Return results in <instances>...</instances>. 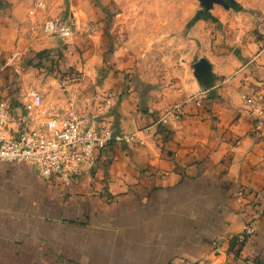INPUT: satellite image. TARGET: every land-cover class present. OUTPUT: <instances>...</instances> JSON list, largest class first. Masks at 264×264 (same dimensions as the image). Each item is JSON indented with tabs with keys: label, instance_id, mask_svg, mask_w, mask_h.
<instances>
[{
	"label": "crops",
	"instance_id": "1",
	"mask_svg": "<svg viewBox=\"0 0 264 264\" xmlns=\"http://www.w3.org/2000/svg\"><path fill=\"white\" fill-rule=\"evenodd\" d=\"M32 1L0 0V98L15 106L20 87L45 90L30 78L29 59L58 45L36 21L41 16L28 14ZM61 2L48 0L49 18L61 19ZM78 28L73 37L90 34ZM263 52L239 68L215 62L210 77L160 101L132 70L106 73L86 92L73 84L79 107L90 111L114 93L106 124L125 133L147 127L145 144L112 141L69 186L44 181L26 163H0V264H190L204 256L211 264H264L260 228L258 244L231 248L251 217L247 208L264 205V120L259 130L245 104L254 96L264 107ZM175 101L182 119L159 122ZM241 188L247 205L237 202Z\"/></svg>",
	"mask_w": 264,
	"mask_h": 264
},
{
	"label": "rangeland",
	"instance_id": "2",
	"mask_svg": "<svg viewBox=\"0 0 264 264\" xmlns=\"http://www.w3.org/2000/svg\"><path fill=\"white\" fill-rule=\"evenodd\" d=\"M230 1L229 4L215 2L205 14L202 0H63L61 20L76 17L80 27L90 34L86 38L56 37V47L41 50L29 59L34 70L30 78L45 88L42 91L47 100L64 101L77 93L73 84L86 92L94 81L104 80L106 73L132 70L141 83L159 91L155 92L158 101L163 100L167 93L174 94L185 84L189 86L190 81L200 80L196 76L197 61H207L210 77L215 62L223 64L225 69L227 63L229 67H238L243 59L257 55L264 48V0ZM72 4L75 16L71 12ZM47 8L48 0L44 9L35 15L28 9V14L31 18L41 16L36 21H42V26L50 16ZM258 39L262 43L254 44ZM226 77L224 71L219 79L223 81ZM177 102H171L167 108ZM245 104L261 130L264 117L260 109L264 107H260L254 96L245 97ZM247 195L246 188L239 189V205L250 203L246 201ZM256 201L247 208L251 217L243 230L231 239V248L236 247L239 252L249 241L258 244L253 239L259 228L264 231V225L257 223L263 219L264 205ZM213 243L219 245L220 239ZM201 258L208 262V257Z\"/></svg>",
	"mask_w": 264,
	"mask_h": 264
},
{
	"label": "built area",
	"instance_id": "3",
	"mask_svg": "<svg viewBox=\"0 0 264 264\" xmlns=\"http://www.w3.org/2000/svg\"><path fill=\"white\" fill-rule=\"evenodd\" d=\"M46 4V0H35L29 13L35 15ZM78 29L74 17L67 21L46 18L42 23L46 35L68 39ZM113 100L114 93H107L90 111L86 106L79 107L75 95L64 101H50L38 88L25 87L18 90L16 106L11 100L0 98V163H28L44 181L60 180L69 186L96 165L97 151L112 141L145 144L147 127L125 133L106 124ZM183 112L182 105L176 104L167 108L159 122L176 124ZM190 264L209 263L199 258Z\"/></svg>",
	"mask_w": 264,
	"mask_h": 264
},
{
	"label": "water",
	"instance_id": "4",
	"mask_svg": "<svg viewBox=\"0 0 264 264\" xmlns=\"http://www.w3.org/2000/svg\"><path fill=\"white\" fill-rule=\"evenodd\" d=\"M204 5L206 6L205 14L209 12V10L213 7L215 2L223 3V4H229L231 3L230 0H202ZM196 76L201 79L204 77H208L210 75V67L205 59H201L196 62Z\"/></svg>",
	"mask_w": 264,
	"mask_h": 264
}]
</instances>
